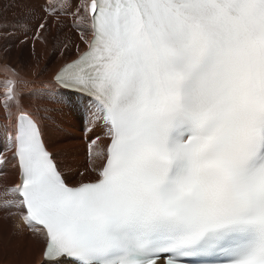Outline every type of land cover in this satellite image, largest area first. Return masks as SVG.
Segmentation results:
<instances>
[{"label": "snow or ice", "instance_id": "6c2138e0", "mask_svg": "<svg viewBox=\"0 0 264 264\" xmlns=\"http://www.w3.org/2000/svg\"><path fill=\"white\" fill-rule=\"evenodd\" d=\"M24 11L38 36L52 21L83 44L52 76L60 95L33 97L75 96L99 129L91 143L106 141L93 177L70 183L43 139L47 108L27 110V83L2 69L18 181L0 210L40 239L45 264H264V0H43V15Z\"/></svg>", "mask_w": 264, "mask_h": 264}, {"label": "bare ground", "instance_id": "6f19581e", "mask_svg": "<svg viewBox=\"0 0 264 264\" xmlns=\"http://www.w3.org/2000/svg\"><path fill=\"white\" fill-rule=\"evenodd\" d=\"M42 2L43 0H0V93H3L5 90L3 84L6 80L5 73L2 69L5 66H9L19 73L16 77L17 80L25 81L27 83V86L22 84L17 85L18 91L23 93V104L25 108L32 112H36L38 109L47 108V111L39 112L45 144L52 153L55 162L59 166L63 175H71V178H67L65 176L66 180L70 183H76L79 181L72 175L76 176L81 171L84 173L87 172L85 173V177L87 179L93 177V166L101 163L97 153H99L102 148L106 149V141L101 139L95 140L94 143H91L95 136L99 134V129L93 128L92 126H86V123L76 114L79 100L75 96H61L63 100L62 103H42L40 100L33 97V93L40 91L51 92L53 99L60 95L59 89H53L51 87L50 82L52 76L54 72H56V70L65 62V60L75 56V44H81V48L83 49V44L77 33L67 27H65V30L70 32V43L58 44L59 42L57 40V44L52 43V45L48 47V43H43L44 41H47L48 36L43 33V36L41 37L35 32L38 20L35 19L34 21H29L33 25V29L29 32L23 30L21 26L18 27L20 24L19 22V24L17 23L18 25L15 24L16 26H14V24L12 25V23L15 22L13 19L17 18L21 10L28 6L35 5L37 8V14L43 15V13H40L39 11L40 4ZM67 23H71V18L67 19ZM56 28H59V26H53V22L49 21L48 29L51 32H54ZM6 33H9V35H6ZM21 41L24 42L22 43ZM8 42L15 43L16 46L21 44V48L22 45L29 47L31 50L29 52V57L23 60H17L15 56H12L9 53V47L7 46ZM65 44L72 47H70L69 51L65 52L64 55H61L60 48ZM53 49L56 54H52ZM52 58L57 59L54 64L50 65L51 63L49 61ZM48 62L49 66L45 68ZM21 63H24V65ZM6 75H10V73H6ZM2 103L3 100L0 99V104ZM56 107H62L68 110L69 113L74 116L75 120H77V123L74 124V133H72L71 136H76L80 154L76 158L75 156L71 157L72 163H65L61 161L58 157L59 153H57V151L60 150L58 146L59 141L57 142V140H53L52 136L49 135L45 129V125L53 121L54 118L51 116V110ZM3 116L4 112L0 109V152H3V156H0V161H4L3 163H0V192L14 187L18 181L16 162L12 158V153L7 151V138L6 133L3 130L7 121L3 119ZM83 137L91 138L90 144H87L86 141L84 142ZM87 149H91L92 157L86 164ZM88 168L90 169V172ZM0 243H3L6 248L11 247L13 252L15 250L17 251L18 254L16 253L17 255L13 258V260H16V263L14 264H45L42 258L43 244L40 239L24 227L22 220L18 215L9 214L4 210H0ZM1 245L2 244H0V246ZM8 259V254L7 256H3L0 264H11L10 262L7 263Z\"/></svg>", "mask_w": 264, "mask_h": 264}, {"label": "rangeland", "instance_id": "374dc122", "mask_svg": "<svg viewBox=\"0 0 264 264\" xmlns=\"http://www.w3.org/2000/svg\"><path fill=\"white\" fill-rule=\"evenodd\" d=\"M12 3V2H11ZM29 8H35L36 9V12H37V8L35 5L33 6H28ZM28 7H25L23 10H21L20 14L18 15L17 18L13 19V22L12 20V25L14 24V26H16L15 24L18 25V27L21 26V28H23V30H25L26 32H29L30 30L33 29V25L29 22V21H34L35 19H28L26 16H25V9L28 8ZM24 11V12H23ZM23 12V13H22ZM25 16V17H24ZM20 18V19H19ZM24 19V20H23ZM27 21V22H26ZM26 22L27 26L26 27H22V24ZM66 24H69L67 23V20L65 21ZM31 28V29H30ZM68 28V27H67ZM65 27L63 28H56L54 32H51L49 29L44 32L45 35L48 36L47 38V41L43 42V43H48V47L50 45H52V43H70L69 42V38H70V32L67 31L65 32ZM65 35V36H64ZM56 38V40H55ZM68 38V39H66ZM50 40V41H49ZM58 40V42H57ZM7 46L9 47V53L12 55V56H15L17 60H23V59H26L27 57H29V52L31 51L29 47H27L26 45H22V48H21V44L19 45H15V43H7ZM47 49V48H46ZM17 50V51H16ZM54 52V53H53ZM52 54H56L55 50L53 49L52 51ZM56 59L57 58H52L49 62L51 63L50 65L54 64L56 62ZM49 62L46 64L45 68L49 66ZM22 65H24V63H21ZM59 108V109H58ZM63 109V110H62ZM67 112V113H66ZM60 113V114H59ZM51 116L53 119L52 122L48 123L45 125V129L47 131V133L49 135L52 136V139L53 140H57L58 142V146H59V151H57V153H59L58 157L61 159L62 162H65V163H72L71 162V157L72 156H75V158L77 156H79V148H78V142L76 140V136H71L72 133H74V129H75V126L74 124L77 123V120H75L74 116L69 113L68 110L62 108V107H56L54 108L53 110H51ZM67 115V116H66ZM65 116V117H64ZM70 117V119H69ZM64 118V119H63ZM70 120V121H69ZM71 122V123H70ZM73 123V124H72ZM70 126V127H69ZM89 137H83V141H87ZM81 141V140H80ZM82 141V142H83ZM103 149V148H102ZM74 151V152H73ZM76 153V154H75ZM78 153V154H77ZM71 154V155H70ZM87 162L86 164L89 162V160L91 159L92 157V153H91V149H87ZM67 157V158H66ZM69 157V158H68ZM70 159V160H68ZM68 160V161H67ZM89 172H90V169L88 168ZM81 173H83V176L81 175ZM87 173V172H85ZM85 173L84 172H79L76 176L72 175L74 178H77L78 181H81V180H87V178L85 177ZM65 176L67 178H71L70 176L71 175H67L65 174ZM2 244L0 246V262L1 260L3 259V256H9V261L7 260V263H11V264H14L16 263V260H13V258L18 254L17 251L15 250L14 252L12 251L11 247H8L6 248L4 246L3 243H0ZM37 246V245H36ZM5 248V249H4ZM39 248V247H38ZM17 253V254H16ZM12 259V260H11ZM3 264V263H2Z\"/></svg>", "mask_w": 264, "mask_h": 264}]
</instances>
